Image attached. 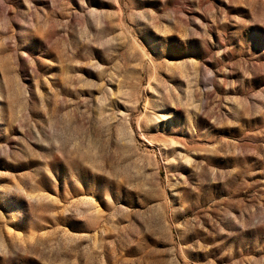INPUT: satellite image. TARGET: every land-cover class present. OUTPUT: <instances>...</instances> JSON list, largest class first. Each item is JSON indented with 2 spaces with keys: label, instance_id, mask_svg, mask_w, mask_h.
<instances>
[{
  "label": "rangeland",
  "instance_id": "1",
  "mask_svg": "<svg viewBox=\"0 0 264 264\" xmlns=\"http://www.w3.org/2000/svg\"><path fill=\"white\" fill-rule=\"evenodd\" d=\"M0 264H264V0H0Z\"/></svg>",
  "mask_w": 264,
  "mask_h": 264
}]
</instances>
